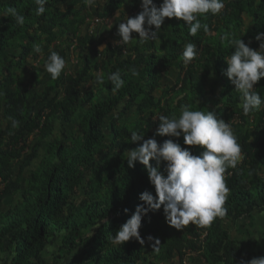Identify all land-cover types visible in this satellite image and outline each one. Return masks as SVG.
I'll use <instances>...</instances> for the list:
<instances>
[{"label": "trees", "instance_id": "trees-1", "mask_svg": "<svg viewBox=\"0 0 264 264\" xmlns=\"http://www.w3.org/2000/svg\"><path fill=\"white\" fill-rule=\"evenodd\" d=\"M223 2L219 14L199 17L207 32L192 36L184 21L165 18L156 39L140 43L132 33L131 42L116 44L117 31L107 41L90 36L88 25L125 18L141 10L140 0H97L92 7L85 0H47L39 15L34 0H0V264H239L264 256V231L250 244L230 225L264 212V105L243 113L224 74L234 49L222 39L240 37L258 50L264 0ZM9 7L24 16L23 25L3 15ZM189 42L198 55L185 64ZM52 51L66 61L57 79L45 69ZM117 70L124 80L119 90L107 79ZM254 87L264 99V78ZM184 105L216 113L240 144L242 159L225 172L227 215L177 230L161 207L142 218L143 244H117L113 236L142 204L139 195L155 197L145 167L127 165V151L142 143H130V133L158 144L172 139L197 156L203 151L185 145L183 136L156 135L158 117L179 116ZM150 165L157 167L154 160ZM158 167L166 176L165 162Z\"/></svg>", "mask_w": 264, "mask_h": 264}, {"label": "clouds", "instance_id": "clouds-1", "mask_svg": "<svg viewBox=\"0 0 264 264\" xmlns=\"http://www.w3.org/2000/svg\"><path fill=\"white\" fill-rule=\"evenodd\" d=\"M37 14L45 11L47 0H34ZM87 6L97 4V0H85ZM141 11L134 17H127L118 25L116 44H128L133 40L132 33H137L139 42L145 43L158 36L165 18H178L185 22L189 34L195 36L202 28L207 32L208 26L200 22L203 14H219L224 8L223 0H162L159 7L153 5V0H140ZM4 16L11 15L17 24L23 25L24 16L16 9L9 7ZM147 25L148 27H146ZM154 26L155 30H152ZM227 39L234 49L225 59L227 68L225 75L234 89L240 94L242 111L250 114L258 111L264 105V99L255 91L254 85L264 78V33H259L255 39L259 48H250L240 37ZM105 49L100 46L99 50ZM34 52L42 51L39 45H34ZM198 55L197 46L187 43L182 51L185 64L190 63ZM66 61L57 52L52 51L47 58L45 69L52 79H57L65 69ZM135 70L133 69V72ZM96 82L103 84L105 74H95ZM119 90L124 85L121 72L117 70L107 77ZM156 135L168 137L183 136V143L189 146H200L203 151L200 155H193L188 148L167 139L158 144L154 137L144 139V133L132 131L130 143L141 142L138 147L127 151V165L134 167L135 162L142 164L148 180L154 186L155 197L144 191L139 195L142 204L136 206L131 217L123 223L113 236V241L122 244L135 239L141 244L139 229L142 218L149 211L163 208L166 222L177 230L183 229L190 223L199 226H210L217 218L227 215L225 207L229 188L225 181V172L228 167H235L242 159L241 147L230 123L218 118L212 111L192 110L184 105L179 116H159ZM13 126L18 122L13 120ZM150 160L157 163V167L150 165ZM165 162L167 175L159 170V164ZM127 212V209L124 210ZM153 238L148 237L151 241ZM159 240L152 248L158 250ZM239 264H264V256L250 260L241 259Z\"/></svg>", "mask_w": 264, "mask_h": 264}, {"label": "rangeland", "instance_id": "rangeland-1", "mask_svg": "<svg viewBox=\"0 0 264 264\" xmlns=\"http://www.w3.org/2000/svg\"><path fill=\"white\" fill-rule=\"evenodd\" d=\"M116 21H117V24H119L121 22V19L114 20L113 22L116 23ZM90 24H91V26H89L88 29L91 31V27H92V25L96 24V21L93 20V21H91ZM113 25H114L113 23L112 24L110 23L109 26L107 24L105 26H102V27L99 25L98 27H100V29L98 30L97 29L98 27L95 28L96 30L94 31V33L93 34L90 33L89 35L93 36L95 34V35H98L99 37L103 36L104 39H106L107 41H110V39L113 38V35H115V33L117 31V29ZM111 28L113 30H111ZM104 44L101 46H104ZM34 63H35V61L32 62V65L35 67ZM39 71L41 74L45 72L44 68H42V67H39ZM230 225H231V231L235 237L240 239V241H242V242H249L251 244L252 239L258 238L260 233L262 231H264V212L263 213H255L250 218H243L240 221L233 223V224H230ZM251 237H253V238H251Z\"/></svg>", "mask_w": 264, "mask_h": 264}, {"label": "crops", "instance_id": "crops-1", "mask_svg": "<svg viewBox=\"0 0 264 264\" xmlns=\"http://www.w3.org/2000/svg\"><path fill=\"white\" fill-rule=\"evenodd\" d=\"M139 11H141V10H137V11H135V12H129V13H127V17H134L135 15H137L138 13H139ZM116 18H114V17H110V18H107V19H102V20H99V23L97 24V25H92V27H91V31L88 29V31H89V33L88 34H90V33H94L93 31H95L96 29L95 28H97L99 25L101 26H105L106 24L109 26L110 25V23L112 24L113 23V21L115 20ZM124 19H126V17L125 18H122L121 19V21H123ZM88 26H91V24L90 25H88ZM72 60H74L73 59V56L71 57V62L73 63V61ZM45 70V69H44Z\"/></svg>", "mask_w": 264, "mask_h": 264}, {"label": "built area", "instance_id": "built-area-1", "mask_svg": "<svg viewBox=\"0 0 264 264\" xmlns=\"http://www.w3.org/2000/svg\"><path fill=\"white\" fill-rule=\"evenodd\" d=\"M95 21H96V24L95 25H97L98 24V22H99V20L98 19H94Z\"/></svg>", "mask_w": 264, "mask_h": 264}]
</instances>
